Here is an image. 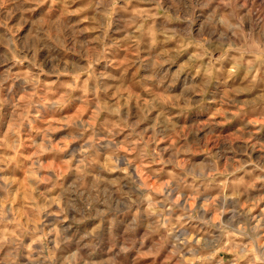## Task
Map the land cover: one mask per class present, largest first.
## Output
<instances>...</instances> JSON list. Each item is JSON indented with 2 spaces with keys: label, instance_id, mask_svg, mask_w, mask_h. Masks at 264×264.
Returning a JSON list of instances; mask_svg holds the SVG:
<instances>
[{
  "label": "clouds",
  "instance_id": "9594fccd",
  "mask_svg": "<svg viewBox=\"0 0 264 264\" xmlns=\"http://www.w3.org/2000/svg\"><path fill=\"white\" fill-rule=\"evenodd\" d=\"M0 264H264V0H0Z\"/></svg>",
  "mask_w": 264,
  "mask_h": 264
}]
</instances>
